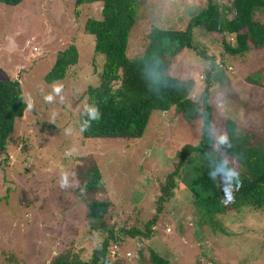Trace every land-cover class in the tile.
Listing matches in <instances>:
<instances>
[{
  "label": "rangeland",
  "instance_id": "1",
  "mask_svg": "<svg viewBox=\"0 0 264 264\" xmlns=\"http://www.w3.org/2000/svg\"><path fill=\"white\" fill-rule=\"evenodd\" d=\"M219 1L228 6L231 0ZM203 5L204 0H137L125 56L141 55L151 28L180 26ZM73 11V0H21L16 6L0 2V80L17 79L26 104L9 144L0 151V264H48L69 245L80 259H89L103 238L85 224L87 195L79 188L78 175L89 161L101 177L94 198L106 203L107 223L124 228L116 230V243L109 241L106 264H147L148 249L170 264H264V207L239 203L240 190L227 191L225 184L216 188L221 199L217 211L192 205L190 161L182 166L172 197L156 209L158 185L174 171L181 146L199 140L197 123H185L173 110L152 111L137 139L82 138L77 99L97 85L105 58L93 54V38L82 31L86 18L99 19L100 3L83 4L76 15ZM254 18L264 22V14ZM232 38L226 40L232 44ZM220 39L195 30V50L208 60L182 50L168 74L190 81L194 100L205 72L213 68L208 103L214 142L223 144L219 138L225 136L227 118L264 140V48L236 59L223 54ZM71 41L76 63L64 79L44 82L56 52ZM255 73L262 78L260 85L245 81L248 75L256 79ZM225 162L230 166L226 177L239 181L237 163ZM155 214L144 235L143 224ZM134 229L139 232L135 236L123 234Z\"/></svg>",
  "mask_w": 264,
  "mask_h": 264
},
{
  "label": "trees",
  "instance_id": "2",
  "mask_svg": "<svg viewBox=\"0 0 264 264\" xmlns=\"http://www.w3.org/2000/svg\"><path fill=\"white\" fill-rule=\"evenodd\" d=\"M0 2L6 6H16L21 0ZM91 2L100 3V17L86 18L82 31L93 38V54L102 55L105 60L98 73L97 85L88 86L77 99L81 104L78 125L82 138L137 139L143 134L152 111L173 110L185 123L198 124L199 140L193 146H181L174 171L158 185L157 211L161 203L172 197L179 183L180 170L187 161L192 163L187 186L192 205L205 212L212 208L217 211L221 199L216 188L225 184L229 188L227 191L234 188L240 190L239 203L252 208L264 207V140L243 132L230 118L223 124L226 143L218 144L213 140L208 103L209 73L213 68L205 72L203 89L198 99L194 100L190 98L193 84L179 81L168 74L169 64L182 50H193L200 58L208 60L195 50V30L196 34L220 35L223 54L236 59H244L250 50L264 48V22L254 18L256 14H264V0H231L228 6L219 0H204L203 8L182 25L151 28L146 34V45L141 55L131 59L125 56V49L135 22L137 0H73V13L76 15L80 6ZM227 36L233 37L232 44L226 40ZM55 56L56 59L43 76L46 83L64 79L69 68L76 63L77 52L72 41L65 49L57 51ZM256 75V79L248 75L245 81L260 85L262 78ZM25 109L18 80H0V151H4L9 144L14 122L22 117ZM92 109L99 112V119L92 117ZM226 158L239 166V181L235 177H226L230 171ZM87 164L88 167L82 172L80 170L78 175L79 188L87 195L85 224L88 231L102 232L103 238L86 261L80 259L78 252L69 245L67 249L54 254L48 264H106L109 241L117 242L116 230L121 227L107 223L109 214L106 203L94 198L101 177L94 163L89 161ZM155 216L143 224L144 235L148 233ZM120 230L124 231V228ZM138 233L134 229L123 234L135 236ZM147 264L170 263L148 249Z\"/></svg>",
  "mask_w": 264,
  "mask_h": 264
},
{
  "label": "clouds",
  "instance_id": "3",
  "mask_svg": "<svg viewBox=\"0 0 264 264\" xmlns=\"http://www.w3.org/2000/svg\"><path fill=\"white\" fill-rule=\"evenodd\" d=\"M55 90H56V91H59V88H57V89H55ZM45 99H46V100H50L51 97L48 96V97H45ZM91 115H92V117H93L94 119H99V112H98L96 109H92V110H91ZM226 141H227V137H226V136H221V137L219 138V143H226ZM62 186H63V184H62ZM226 195H228V193H226Z\"/></svg>",
  "mask_w": 264,
  "mask_h": 264
},
{
  "label": "built area",
  "instance_id": "4",
  "mask_svg": "<svg viewBox=\"0 0 264 264\" xmlns=\"http://www.w3.org/2000/svg\"><path fill=\"white\" fill-rule=\"evenodd\" d=\"M128 255V254H127Z\"/></svg>",
  "mask_w": 264,
  "mask_h": 264
}]
</instances>
